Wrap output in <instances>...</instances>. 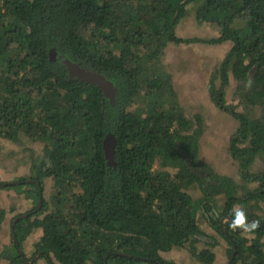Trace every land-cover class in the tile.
<instances>
[{"label":"trees","instance_id":"1","mask_svg":"<svg viewBox=\"0 0 264 264\" xmlns=\"http://www.w3.org/2000/svg\"><path fill=\"white\" fill-rule=\"evenodd\" d=\"M192 1H200L198 20L220 29L205 42L233 44L222 63L223 79L231 70L246 83L244 105L262 110L255 118L226 104L222 90L217 94L220 108L250 133L240 174L256 184L252 189L228 176L205 178L187 157L195 143H180L166 112L126 114L118 98L114 105L98 85L71 79L66 65L50 56L56 48L58 56L105 74L118 96L146 90L160 95L170 76L152 67L165 41L198 40L176 31ZM109 134L116 138L114 164L104 149ZM0 136L44 145L35 176L0 181V187L16 188L36 202L29 214L15 216L18 243L12 231L13 248H0V260L24 263L19 247L42 228L37 248L50 264H86L91 258L102 264H171L156 249L195 242L201 209L230 240V256L236 249L229 264H264V220H256L259 236L251 241L230 227L237 205L249 219L257 218L249 205L264 203V169L251 171L256 158L264 163V0H0ZM47 178L54 189L51 211L44 198L38 205ZM193 185L201 198L187 191ZM5 215L0 208V232ZM200 258L210 263L213 254L205 248Z\"/></svg>","mask_w":264,"mask_h":264},{"label":"rangeland","instance_id":"2","mask_svg":"<svg viewBox=\"0 0 264 264\" xmlns=\"http://www.w3.org/2000/svg\"><path fill=\"white\" fill-rule=\"evenodd\" d=\"M199 5L200 1L189 2L186 5V15L176 27L177 34L183 39L198 40L182 42L166 40L159 62L152 67V71L159 76H170V86H165L160 95L153 90H146L140 96H132L123 91L119 96L117 93L116 98L119 100L121 110L126 114L145 117L151 112H166L165 114L172 120V129L177 132L180 143H195V151L191 150L187 157L197 163L205 178L228 176L242 188L252 189L256 184L242 179L240 174V164L247 158V154L240 153L249 145L250 133L245 135L240 120L220 108L217 94L222 90L226 104L233 105L238 111L255 118L262 115V110L260 107L244 105L246 83L231 70L227 71V78L223 79L222 63L233 44L231 41L221 44L205 42L219 36L220 29L215 23L198 20ZM242 23L240 18L235 21L236 26ZM43 147L41 142L25 139L14 141L0 136V181L16 182L23 177L35 176L37 165L44 155ZM155 168H159L158 162ZM261 169H264V163L256 158L251 171ZM52 185L53 181L47 178L45 189L39 195L38 205L41 195L50 201L54 193ZM187 191L194 199L202 197L201 189L197 185L189 187ZM223 203L224 199L220 197L218 205L221 206ZM35 206L33 197H27L26 193H20L16 188L0 187V208L6 211L0 232L1 249L13 248L12 225L15 216L31 212ZM41 206L43 207V202ZM236 207L243 209L240 205ZM47 209L48 211L53 209L51 201ZM248 211L264 220V203H253L249 205ZM195 219L199 225L197 232L202 235V239L198 238L196 233L197 240L192 239L195 242L191 243L189 240L166 249H156L155 254L171 264H227L232 248L230 240L212 227L201 209L196 212ZM238 232L244 239L259 236L254 232L244 233L240 229ZM42 235V228H37L22 242L20 247L24 263H12L2 258L0 264H50L47 257L38 252L37 244ZM261 237L264 240V235ZM205 248L210 249L213 254L210 263L200 258V253ZM54 264L60 263L55 261ZM86 264L102 263L91 258ZM138 264L155 262L145 260Z\"/></svg>","mask_w":264,"mask_h":264},{"label":"water","instance_id":"3","mask_svg":"<svg viewBox=\"0 0 264 264\" xmlns=\"http://www.w3.org/2000/svg\"><path fill=\"white\" fill-rule=\"evenodd\" d=\"M50 54H51L52 59H59L64 65H66L68 69L69 77L71 79H79V80H82V81H85L91 84L98 85L103 90L105 95L109 97L111 102L115 105L117 87L115 86L114 82L111 79H109L105 74L97 71L93 67L81 66L79 63H76L67 57L58 56L59 54L57 51H54V48L51 49ZM115 144H116V138L113 134H109L104 140V149H105V153H106V156L110 164H114ZM16 182H19V181H16ZM42 191L43 190H41V194H42ZM42 202H43V197L41 195L40 206ZM13 233H14L15 241H17L18 243V239H17L16 233L14 230H13ZM19 249L21 252V247H19ZM235 253H236V249L233 252L232 257L228 261L227 264H229L232 261V259L235 256ZM108 255H106V258H105L106 261L108 260Z\"/></svg>","mask_w":264,"mask_h":264},{"label":"clouds","instance_id":"4","mask_svg":"<svg viewBox=\"0 0 264 264\" xmlns=\"http://www.w3.org/2000/svg\"><path fill=\"white\" fill-rule=\"evenodd\" d=\"M259 221L249 222L244 211L239 207L234 209V218L230 222V227L234 230L240 229L244 233H253L260 227Z\"/></svg>","mask_w":264,"mask_h":264},{"label":"flooded vegetation","instance_id":"5","mask_svg":"<svg viewBox=\"0 0 264 264\" xmlns=\"http://www.w3.org/2000/svg\"><path fill=\"white\" fill-rule=\"evenodd\" d=\"M50 51H51V50H50ZM54 51H57L56 48H54ZM50 56H51V54H50ZM28 214H29V213H28ZM223 220L229 221V220L226 219V218H225V219H222V221H223ZM256 220H261V219L254 218V217L248 219L249 222H251V221H256ZM226 221H225V222H226ZM210 223H211L212 227H214V228L216 229V226H214L212 222H210ZM221 223H222V222H220V225H221ZM222 224H224V223H222ZM216 231L219 232L217 229H216ZM219 233H220V232H219ZM197 236H198V238L200 237V238L202 239V235H200L199 233H197ZM195 238H196V237H195ZM225 238H227V237H225ZM253 238H256V237H252L250 240H247V241H251ZM227 239H228V238H227ZM228 240H229V239H228ZM261 240H262V239H261ZM231 257H232V256H230L229 260L231 259ZM229 260H228V261H229Z\"/></svg>","mask_w":264,"mask_h":264}]
</instances>
